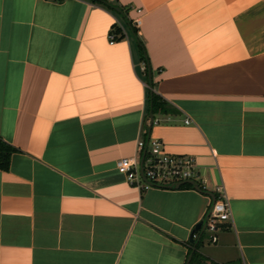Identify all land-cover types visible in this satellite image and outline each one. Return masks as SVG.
I'll return each instance as SVG.
<instances>
[{"label": "crops", "instance_id": "crops-1", "mask_svg": "<svg viewBox=\"0 0 264 264\" xmlns=\"http://www.w3.org/2000/svg\"><path fill=\"white\" fill-rule=\"evenodd\" d=\"M117 1L147 63L132 24L92 0H0V137L17 147L0 264H186L191 246L204 264H264V0ZM146 65L175 107L150 135L194 155L205 190L117 169L147 126ZM220 184L233 221L191 241Z\"/></svg>", "mask_w": 264, "mask_h": 264}, {"label": "built area", "instance_id": "built-area-1", "mask_svg": "<svg viewBox=\"0 0 264 264\" xmlns=\"http://www.w3.org/2000/svg\"><path fill=\"white\" fill-rule=\"evenodd\" d=\"M133 24L140 26L141 18L136 17ZM157 121L158 118H154V122ZM185 121L190 122L191 119L187 117ZM148 122L147 117L146 125ZM147 130L145 126L142 135L138 138L137 155L121 157L116 161L117 169L126 176L127 180L140 188H148L174 186L179 182L194 179L202 190H205L207 187L205 180L201 178L199 181L198 179L200 175L195 156L167 151L162 138L146 135ZM144 150L146 154L141 168V157ZM216 189V199L212 201L205 216V230L210 233V239L213 242L218 240V230L221 226L225 222L233 221L232 208L224 186L220 184Z\"/></svg>", "mask_w": 264, "mask_h": 264}, {"label": "trees", "instance_id": "trees-1", "mask_svg": "<svg viewBox=\"0 0 264 264\" xmlns=\"http://www.w3.org/2000/svg\"><path fill=\"white\" fill-rule=\"evenodd\" d=\"M93 2H96L112 11H115L119 14H122L124 18L132 24V30L134 35L138 38V28L132 23V20L128 17V8L125 6H121L117 0H92ZM120 6L121 11L117 10L115 6ZM127 36L126 31L124 30V27L118 22L115 21L112 23L110 30H109V37L112 40H119L122 38H125ZM139 40V38H138ZM140 45V52H141V59L147 63L148 55L146 51V47L143 43V41L139 40ZM144 75L146 78V82L148 84V91H147V100H148V112L150 108L152 107L154 114L157 113H167L174 111L175 107L170 104L168 101L162 98V96L157 93L155 90H152L149 87V76H148V65L144 68ZM148 130L146 132V135H148ZM17 150V147L11 144L10 142L6 141L2 137H0V168L7 169L10 166L11 156L12 153ZM182 186H189L192 187L193 185L189 182H185L182 184ZM192 252V258L190 261V264H204L201 262V260L204 258L198 253V250L193 248L191 246L190 253ZM213 264H219V263H213ZM230 264V263H227Z\"/></svg>", "mask_w": 264, "mask_h": 264}, {"label": "water", "instance_id": "water-1", "mask_svg": "<svg viewBox=\"0 0 264 264\" xmlns=\"http://www.w3.org/2000/svg\"><path fill=\"white\" fill-rule=\"evenodd\" d=\"M115 7H116L117 10L121 11V7L120 6L117 5ZM148 76H149V83H150L151 89L154 90V88H153L152 67L150 65H148ZM154 118H155V114H154L153 109L151 107L150 110H149V114H148V120H149V122L147 123V129H148V133H149L148 136L151 133L152 125L154 123ZM145 154H146V150L143 151V154H142V157H141V168L143 167V160H144ZM185 182H189L193 186H195L196 188L202 190V188L200 187L199 183L196 180H194V179H189V180H186V181H183V182H179V183L175 184L174 186H180L182 183H185ZM209 193L211 194V196L213 198V201H214L216 199V194L214 192H209ZM197 230H200L201 231V235H202V233L205 230V218L203 220L199 221L196 224V226H195V228H194V230H193V232L191 234V238H190L191 241H195L194 234H195V232ZM191 258H192V252L188 256V259H187L186 264H190Z\"/></svg>", "mask_w": 264, "mask_h": 264}, {"label": "rangeland", "instance_id": "rangeland-1", "mask_svg": "<svg viewBox=\"0 0 264 264\" xmlns=\"http://www.w3.org/2000/svg\"><path fill=\"white\" fill-rule=\"evenodd\" d=\"M209 233L205 232V239L208 237Z\"/></svg>", "mask_w": 264, "mask_h": 264}]
</instances>
